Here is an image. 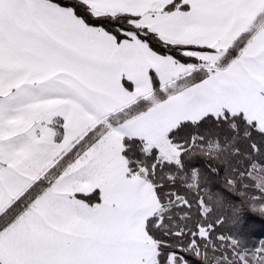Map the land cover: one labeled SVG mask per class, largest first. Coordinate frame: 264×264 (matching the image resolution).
<instances>
[{"label":"snow or ice","instance_id":"6c2138e0","mask_svg":"<svg viewBox=\"0 0 264 264\" xmlns=\"http://www.w3.org/2000/svg\"><path fill=\"white\" fill-rule=\"evenodd\" d=\"M257 221L264 0H0V264H264Z\"/></svg>","mask_w":264,"mask_h":264},{"label":"trees","instance_id":"16d2710c","mask_svg":"<svg viewBox=\"0 0 264 264\" xmlns=\"http://www.w3.org/2000/svg\"><path fill=\"white\" fill-rule=\"evenodd\" d=\"M252 194H253V195H258V192H257V190L254 188V186H253V188H252ZM259 224H260V222L257 221V229H256V231H257V232L264 231V228H261V227L259 226Z\"/></svg>","mask_w":264,"mask_h":264}]
</instances>
